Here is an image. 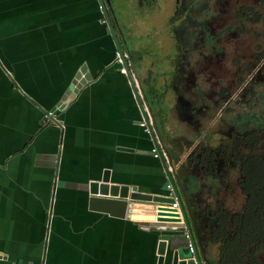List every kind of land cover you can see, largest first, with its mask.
I'll return each instance as SVG.
<instances>
[{"label": "crops", "instance_id": "crops-1", "mask_svg": "<svg viewBox=\"0 0 264 264\" xmlns=\"http://www.w3.org/2000/svg\"><path fill=\"white\" fill-rule=\"evenodd\" d=\"M114 50L97 0H0V264H155L157 232L83 189L103 168L141 191L163 179ZM82 64L90 80L40 124ZM211 220L210 261L229 264Z\"/></svg>", "mask_w": 264, "mask_h": 264}, {"label": "flooded vegetation", "instance_id": "flooded-vegetation-1", "mask_svg": "<svg viewBox=\"0 0 264 264\" xmlns=\"http://www.w3.org/2000/svg\"><path fill=\"white\" fill-rule=\"evenodd\" d=\"M151 1L137 0L145 6ZM173 5L178 19L159 91L152 77L147 96L134 74L145 102L158 105L152 122L163 131L160 144L176 152L179 177L192 186L200 221L212 219L206 232L226 247L238 221L264 214V0Z\"/></svg>", "mask_w": 264, "mask_h": 264}, {"label": "water", "instance_id": "water-1", "mask_svg": "<svg viewBox=\"0 0 264 264\" xmlns=\"http://www.w3.org/2000/svg\"><path fill=\"white\" fill-rule=\"evenodd\" d=\"M97 2L114 47L120 49L104 3L102 0H97ZM124 75L132 90L141 117L146 123L150 141L156 147L158 153L156 158L162 172V182L165 181V191H162V185L157 188L153 187L148 192L141 191L135 184L113 181L109 169L103 168L95 179L84 184L83 189L88 194V208L103 212L111 211L118 217L127 216L129 219L135 220L141 228L157 232L155 264H222L217 260L210 261V255L207 252L208 239L201 238V221L196 208L192 205V186L179 177L178 164L175 163L173 155L176 153L175 150L172 153L165 144L158 145L157 141L159 144L161 141L158 140L159 138L154 132V124L152 122L151 127L148 122L144 105L130 75L128 73ZM89 80L90 75L86 71L85 65L82 64L39 123L50 118L73 100L80 86ZM167 184L169 187H166ZM173 202L177 203L176 208L170 207ZM131 204L153 207L152 217L147 219L132 217L129 215Z\"/></svg>", "mask_w": 264, "mask_h": 264}, {"label": "rangeland", "instance_id": "rangeland-1", "mask_svg": "<svg viewBox=\"0 0 264 264\" xmlns=\"http://www.w3.org/2000/svg\"><path fill=\"white\" fill-rule=\"evenodd\" d=\"M109 2L111 7L109 5L105 9L108 11V16L112 11L113 22L117 29H120V32L117 31L115 34L118 43L130 54L131 67L133 71H137V79L141 81L144 93L150 96L148 92L151 78L153 77V85L161 87L159 79L161 71L166 70V65L169 67V64L164 66L165 59L172 55L171 35L174 25L172 23L178 19L173 11V0H152L147 6L139 4L137 0H109ZM149 69L152 75L147 77L145 73ZM146 78H148L147 83H144ZM153 105L158 107L156 103ZM167 125L172 127L170 121ZM157 136L164 143L163 131L157 130ZM150 164L154 165L156 162L151 160ZM161 182L156 180L155 188L162 185V191H165V181Z\"/></svg>", "mask_w": 264, "mask_h": 264}, {"label": "trees", "instance_id": "trees-1", "mask_svg": "<svg viewBox=\"0 0 264 264\" xmlns=\"http://www.w3.org/2000/svg\"><path fill=\"white\" fill-rule=\"evenodd\" d=\"M104 2L105 6L110 5L109 0L107 3L106 0ZM109 20L114 29V22L110 16ZM253 205H257V202ZM260 213L263 212L260 210ZM219 223L220 219L217 223L218 227ZM235 225L238 228L234 232V238L230 241L229 246L222 247V255L226 256L229 264L235 263V258H237L236 264H264V260L261 262L257 258L258 252L264 249L262 246L264 245V214L258 215V217L247 214L242 221H238ZM225 228L226 225H223V230L219 229L222 234L225 233ZM260 257L264 259V253Z\"/></svg>", "mask_w": 264, "mask_h": 264}, {"label": "built area", "instance_id": "built-area-1", "mask_svg": "<svg viewBox=\"0 0 264 264\" xmlns=\"http://www.w3.org/2000/svg\"><path fill=\"white\" fill-rule=\"evenodd\" d=\"M113 60L114 62L118 65V71L122 74H126L128 73L137 89V92L141 98V93L139 92V89L137 87V80H136V77L134 75V71L131 67V62H130V55L129 53L127 52V50L125 49H115L113 51ZM145 110V114L147 115L148 111L146 108H144ZM148 116V115H147ZM140 125L141 126H144V121H141L140 122ZM158 145H161L159 144V142L157 141ZM150 152H151V155L156 158L158 156V153L156 151V147L154 145H152V147L150 148ZM162 154L164 155V152L162 151ZM166 187H169V184L166 185ZM170 207L171 208H176L177 207V203L176 202H173L170 204ZM189 249H190V246L188 245ZM11 264H16V263H11Z\"/></svg>", "mask_w": 264, "mask_h": 264}, {"label": "bare ground", "instance_id": "bare-ground-1", "mask_svg": "<svg viewBox=\"0 0 264 264\" xmlns=\"http://www.w3.org/2000/svg\"><path fill=\"white\" fill-rule=\"evenodd\" d=\"M152 208H149L145 205H140V204H131L129 215H131L132 217L136 219L151 218L152 217L151 211L153 210Z\"/></svg>", "mask_w": 264, "mask_h": 264}]
</instances>
